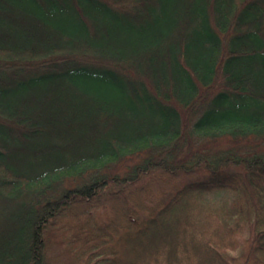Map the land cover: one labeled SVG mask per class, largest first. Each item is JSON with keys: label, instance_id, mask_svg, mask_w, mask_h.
I'll return each instance as SVG.
<instances>
[{"label": "trees", "instance_id": "trees-1", "mask_svg": "<svg viewBox=\"0 0 264 264\" xmlns=\"http://www.w3.org/2000/svg\"><path fill=\"white\" fill-rule=\"evenodd\" d=\"M0 264H264V0H0Z\"/></svg>", "mask_w": 264, "mask_h": 264}, {"label": "rangeland", "instance_id": "rangeland-1", "mask_svg": "<svg viewBox=\"0 0 264 264\" xmlns=\"http://www.w3.org/2000/svg\"><path fill=\"white\" fill-rule=\"evenodd\" d=\"M222 192L221 191H214V192H210L208 194H206V197L209 199V200H214L216 199L219 195L221 196Z\"/></svg>", "mask_w": 264, "mask_h": 264}]
</instances>
